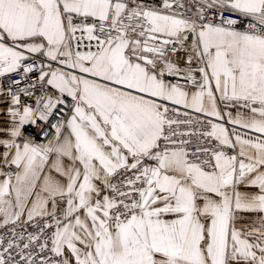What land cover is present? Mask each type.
I'll list each match as a JSON object with an SVG mask.
<instances>
[{
  "label": "snow or ice",
  "instance_id": "obj_1",
  "mask_svg": "<svg viewBox=\"0 0 264 264\" xmlns=\"http://www.w3.org/2000/svg\"><path fill=\"white\" fill-rule=\"evenodd\" d=\"M0 264H264V0H0Z\"/></svg>",
  "mask_w": 264,
  "mask_h": 264
}]
</instances>
